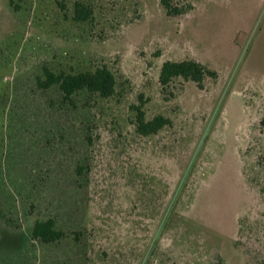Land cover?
Here are the masks:
<instances>
[{"label":"rangeland","instance_id":"1","mask_svg":"<svg viewBox=\"0 0 264 264\" xmlns=\"http://www.w3.org/2000/svg\"><path fill=\"white\" fill-rule=\"evenodd\" d=\"M172 2L0 0V264H264V0ZM185 59L218 77L164 89ZM103 66L108 99L39 86ZM48 219L64 240H33Z\"/></svg>","mask_w":264,"mask_h":264},{"label":"trees","instance_id":"2","mask_svg":"<svg viewBox=\"0 0 264 264\" xmlns=\"http://www.w3.org/2000/svg\"><path fill=\"white\" fill-rule=\"evenodd\" d=\"M161 3L171 16L181 15L189 10L174 6L172 0H161ZM74 12V20L80 23L92 20L94 13L91 7L81 1L75 3ZM44 73V79L39 80V86L42 89H49L58 85L66 101L71 100L73 95L81 91H87L104 99L113 97L117 91V78L107 66L97 68L95 71L77 74H56L49 68H45ZM217 77L216 71L194 59L168 60L161 67L159 81L164 89L176 79L191 81L203 88L207 78L216 79ZM134 125L140 136L149 137L158 134L166 127L172 126V121L163 115L147 120L142 108L136 107ZM32 238L42 244L50 245L64 240L66 233L57 228L55 220L48 219L35 223Z\"/></svg>","mask_w":264,"mask_h":264}]
</instances>
